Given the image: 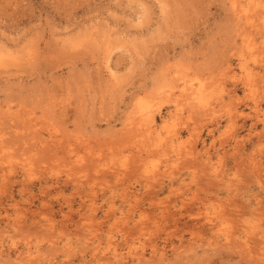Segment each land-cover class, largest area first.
Returning a JSON list of instances; mask_svg holds the SVG:
<instances>
[{
    "label": "rangeland",
    "instance_id": "obj_1",
    "mask_svg": "<svg viewBox=\"0 0 264 264\" xmlns=\"http://www.w3.org/2000/svg\"><path fill=\"white\" fill-rule=\"evenodd\" d=\"M0 264H264V0H0Z\"/></svg>",
    "mask_w": 264,
    "mask_h": 264
},
{
    "label": "bare ground",
    "instance_id": "obj_2",
    "mask_svg": "<svg viewBox=\"0 0 264 264\" xmlns=\"http://www.w3.org/2000/svg\"><path fill=\"white\" fill-rule=\"evenodd\" d=\"M234 9V8H233ZM108 70V69H107ZM111 70V69H110ZM110 72V71H109ZM110 74H113V73H110ZM186 86V85H185ZM186 89V88H185ZM186 91V90H185ZM188 92V91H187ZM187 94V93H186ZM188 95V94H187ZM189 96V95H188ZM190 101H193V100H190ZM197 106V105H196ZM209 110V109H208ZM141 126V125H140ZM144 132V131H143Z\"/></svg>",
    "mask_w": 264,
    "mask_h": 264
}]
</instances>
